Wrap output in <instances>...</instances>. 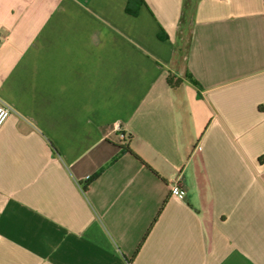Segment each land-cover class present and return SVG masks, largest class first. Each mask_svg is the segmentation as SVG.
<instances>
[{
	"label": "crops",
	"instance_id": "crops-1",
	"mask_svg": "<svg viewBox=\"0 0 264 264\" xmlns=\"http://www.w3.org/2000/svg\"><path fill=\"white\" fill-rule=\"evenodd\" d=\"M128 3L0 0V264H264V0Z\"/></svg>",
	"mask_w": 264,
	"mask_h": 264
},
{
	"label": "built area",
	"instance_id": "built-area-1",
	"mask_svg": "<svg viewBox=\"0 0 264 264\" xmlns=\"http://www.w3.org/2000/svg\"><path fill=\"white\" fill-rule=\"evenodd\" d=\"M12 108L2 100H0V127L6 122L11 115ZM172 194L177 196L179 199L185 197L186 191L182 186L180 177L177 178L171 186Z\"/></svg>",
	"mask_w": 264,
	"mask_h": 264
},
{
	"label": "trees",
	"instance_id": "trees-1",
	"mask_svg": "<svg viewBox=\"0 0 264 264\" xmlns=\"http://www.w3.org/2000/svg\"><path fill=\"white\" fill-rule=\"evenodd\" d=\"M142 4H143V0H129V3H128V5H127L126 10H127V12H128L129 14H131V15H133V16H136V15L138 14V12H139V7H140ZM160 37H161V38H164V36H163L162 34L160 35ZM187 79H188L189 81H191V82H193V83L196 84L195 80L193 79V77H192L190 74H187ZM169 83H170L171 85H175V83H173L172 78H170V77H169ZM128 140H129V138H125V142H126V141L128 142ZM123 149H124L125 151H129V152H130V148H129L128 143H127L125 146H123ZM92 179H93V178H92ZM86 187H87V186H86ZM86 187H85V188H86Z\"/></svg>",
	"mask_w": 264,
	"mask_h": 264
}]
</instances>
